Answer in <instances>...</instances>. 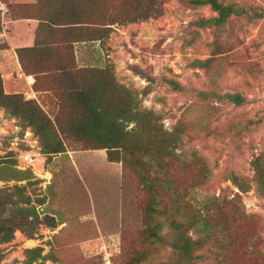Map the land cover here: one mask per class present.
I'll use <instances>...</instances> for the list:
<instances>
[{"label":"rangeland","instance_id":"obj_1","mask_svg":"<svg viewBox=\"0 0 264 264\" xmlns=\"http://www.w3.org/2000/svg\"><path fill=\"white\" fill-rule=\"evenodd\" d=\"M189 1L145 0L142 10L152 9L153 15L117 22L111 30L99 33L100 40L81 44V66L108 68L116 83L133 93L137 110L152 113L167 132H173L183 117L200 126L208 116L200 102L190 94L171 90L166 79L197 88H207L214 79L218 91L237 92L247 99L240 107L215 103L220 118L202 130L204 139L185 142L174 152L186 162L205 164L210 179L205 188L195 190L196 199L202 202L223 195L233 200L255 233L251 257L248 255L245 264H264V188L254 166L258 159L264 166V18H234L221 30L200 28L196 21L213 13L209 7L193 6ZM227 1L264 12V0ZM116 4L117 12L121 11L117 15H133L132 3ZM54 37L66 40L72 35L55 33ZM53 51L65 56L71 52L67 45ZM76 72H71L72 78H85L86 72ZM57 97L49 106L52 120L79 117L76 109L64 106L72 99ZM3 162L15 163L32 178L30 183L0 181V188L26 185V194L40 216L55 215L57 226L40 224L32 239L17 231L12 241L0 244V264H25L26 249L34 247H42L43 255H55L56 261L43 264H118L125 227L126 244L137 243L135 231L143 226L145 194L135 171L122 162L109 161L106 150L84 149L74 143L67 144L64 153L46 155L33 129H24L1 108ZM231 172L246 178L248 191L242 192L232 183ZM168 254L162 249L155 259L166 260Z\"/></svg>","mask_w":264,"mask_h":264},{"label":"trees","instance_id":"obj_2","mask_svg":"<svg viewBox=\"0 0 264 264\" xmlns=\"http://www.w3.org/2000/svg\"><path fill=\"white\" fill-rule=\"evenodd\" d=\"M114 1L36 0L34 4H13L9 0H0L10 11L20 7L22 15L38 18L41 25L52 29L53 34L72 35L70 39H61V43H54L50 49L53 51L67 45L72 55L75 44L100 40L99 33L111 30L117 22L144 20L153 15L152 9L142 10L146 7L143 6L145 0H116L135 6L133 15L119 16L117 14L121 11L117 12L119 6ZM189 2L193 6L209 7L213 13L196 21L200 28L221 30L234 18L248 21L264 18L263 11L252 8L249 11L236 1ZM1 22L0 10V31ZM4 48L6 45L0 43V50ZM198 64L204 66L207 62ZM22 67L28 72L23 63ZM61 67L77 70L76 73L82 75L86 72L81 81L73 76L74 88L67 92L72 103L64 105L76 109L79 117L69 121L52 120L36 100H26L18 93H5L1 75L0 109H4L9 117L18 119L24 129L31 127L39 136L46 155L64 153L67 144L80 143L84 149L106 150L109 161L122 162L135 171L146 198L143 226L135 231L137 243L132 246L126 244L127 228H124L118 264H245L248 255L251 257L254 230L247 227L233 200L221 195L199 202L194 192L205 188L210 172L204 163L186 162L174 150L185 142L204 139L202 130L208 128L209 122L220 118L215 103L240 107L247 104V99L237 92L218 91L214 79L207 88L166 79L171 90L190 94L200 102L208 116L200 126L183 117L173 132H167L157 125L152 113L137 110L133 93L118 85L108 68L79 66L75 56ZM135 73L145 76L140 69H135ZM116 92L117 100H112ZM130 125L133 126L128 128ZM254 166L257 180L264 188V166L259 159ZM31 178L29 171L17 169L15 163H0V181L26 180L30 183ZM228 178L242 192L250 188L245 177L231 172ZM43 223L51 228L57 226L55 215L45 213L40 216L31 197L26 194V185L0 188V244L12 241L17 231L32 239ZM162 249L168 250V258L155 259ZM25 253V264L56 261L52 252L43 255L42 247L26 249ZM73 264L77 263L74 261Z\"/></svg>","mask_w":264,"mask_h":264},{"label":"crops","instance_id":"obj_3","mask_svg":"<svg viewBox=\"0 0 264 264\" xmlns=\"http://www.w3.org/2000/svg\"><path fill=\"white\" fill-rule=\"evenodd\" d=\"M13 4H34L36 0H9ZM2 22L0 43L6 48L0 50V75L7 94H22L26 100H36L51 117L50 104L74 88L71 72L62 69L65 61L73 56L81 66V44H75L74 55L56 54L50 51L54 43H61L54 37L52 29L41 25L38 18L24 16L20 7L11 11L0 2ZM18 50H22L18 53ZM20 54V56H19ZM22 63L26 70H23ZM54 99H53V98ZM56 97V98H55ZM70 99L71 96H68Z\"/></svg>","mask_w":264,"mask_h":264},{"label":"built area","instance_id":"obj_4","mask_svg":"<svg viewBox=\"0 0 264 264\" xmlns=\"http://www.w3.org/2000/svg\"><path fill=\"white\" fill-rule=\"evenodd\" d=\"M26 134H27V135H30V132H29V131H27V132H26Z\"/></svg>","mask_w":264,"mask_h":264}]
</instances>
